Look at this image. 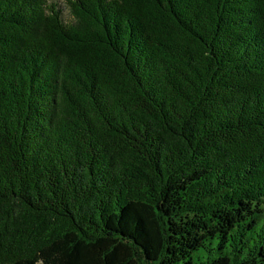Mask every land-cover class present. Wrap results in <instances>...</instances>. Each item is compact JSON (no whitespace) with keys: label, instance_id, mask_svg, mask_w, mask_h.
I'll use <instances>...</instances> for the list:
<instances>
[{"label":"trees","instance_id":"16d2710c","mask_svg":"<svg viewBox=\"0 0 264 264\" xmlns=\"http://www.w3.org/2000/svg\"><path fill=\"white\" fill-rule=\"evenodd\" d=\"M63 5L0 0V264H264V0Z\"/></svg>","mask_w":264,"mask_h":264},{"label":"rangeland","instance_id":"374dc122","mask_svg":"<svg viewBox=\"0 0 264 264\" xmlns=\"http://www.w3.org/2000/svg\"><path fill=\"white\" fill-rule=\"evenodd\" d=\"M50 1L57 3L62 8L64 7V5H63L64 4V0H50Z\"/></svg>","mask_w":264,"mask_h":264}]
</instances>
